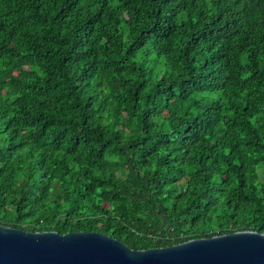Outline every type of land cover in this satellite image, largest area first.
<instances>
[{"label": "trees", "instance_id": "obj_1", "mask_svg": "<svg viewBox=\"0 0 264 264\" xmlns=\"http://www.w3.org/2000/svg\"><path fill=\"white\" fill-rule=\"evenodd\" d=\"M0 225L264 234V0H0Z\"/></svg>", "mask_w": 264, "mask_h": 264}, {"label": "water", "instance_id": "obj_2", "mask_svg": "<svg viewBox=\"0 0 264 264\" xmlns=\"http://www.w3.org/2000/svg\"><path fill=\"white\" fill-rule=\"evenodd\" d=\"M0 264H264V234L242 231L136 250L98 233L0 225Z\"/></svg>", "mask_w": 264, "mask_h": 264}]
</instances>
